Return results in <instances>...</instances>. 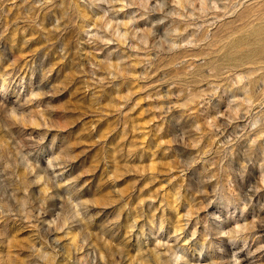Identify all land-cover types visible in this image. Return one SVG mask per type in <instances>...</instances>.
Segmentation results:
<instances>
[{
	"label": "rangeland",
	"instance_id": "1",
	"mask_svg": "<svg viewBox=\"0 0 264 264\" xmlns=\"http://www.w3.org/2000/svg\"><path fill=\"white\" fill-rule=\"evenodd\" d=\"M0 264H264V0H0Z\"/></svg>",
	"mask_w": 264,
	"mask_h": 264
}]
</instances>
